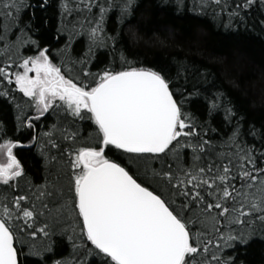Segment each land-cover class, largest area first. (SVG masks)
<instances>
[{"label":"snow or ice","instance_id":"snow-or-ice-1","mask_svg":"<svg viewBox=\"0 0 264 264\" xmlns=\"http://www.w3.org/2000/svg\"><path fill=\"white\" fill-rule=\"evenodd\" d=\"M163 3L264 32V0ZM137 9L0 0V100L14 111L0 120V264H244L239 249L264 240V124L193 64L130 58L121 26Z\"/></svg>","mask_w":264,"mask_h":264},{"label":"trees","instance_id":"trees-1","mask_svg":"<svg viewBox=\"0 0 264 264\" xmlns=\"http://www.w3.org/2000/svg\"><path fill=\"white\" fill-rule=\"evenodd\" d=\"M37 17L39 25L43 20L39 9ZM114 27L109 24L110 30ZM44 35L46 39L50 36L47 32ZM121 44L130 58L145 64L172 63L177 59L206 71L205 87L223 92L249 122L264 124V32L258 26L225 31L208 18L191 12L177 13L163 0H138L137 11L121 26ZM81 49L78 43L76 53ZM106 59L98 57L99 61ZM192 108L203 115L197 102ZM0 120L7 121L9 127L14 121L11 105L2 100ZM17 152L27 171L39 181L42 162L35 149ZM237 255L244 264H264V240L239 249Z\"/></svg>","mask_w":264,"mask_h":264}]
</instances>
